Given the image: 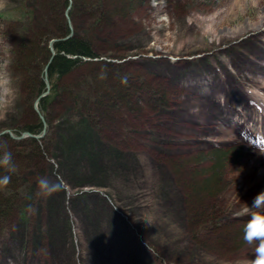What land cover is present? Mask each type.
Returning <instances> with one entry per match:
<instances>
[{
	"label": "rangeland",
	"instance_id": "obj_1",
	"mask_svg": "<svg viewBox=\"0 0 264 264\" xmlns=\"http://www.w3.org/2000/svg\"><path fill=\"white\" fill-rule=\"evenodd\" d=\"M17 6V0H0V12ZM131 13L133 54L117 68L125 92L142 98L130 111L113 115L115 123L108 120L114 131L104 130L101 146L93 143L98 147L90 150L89 140L74 137L63 155L54 150L43 157L42 172L32 167L35 159L24 162L16 147L0 139V154L10 152L16 164L9 172L15 176L16 169L28 166L19 176L34 190L23 203L26 220L17 205L0 218V264H250L255 259L254 245L242 232L249 216L237 214L264 186V142L255 144L253 132L245 136L234 121L251 124L250 115L257 120L264 114V0H140ZM5 20L0 17V75L8 92L0 106V132L9 129L15 136L11 128L28 115L8 68ZM113 22L123 23L120 17ZM254 31L261 34L255 37ZM107 33L95 40L107 42ZM146 80L164 92L163 109L150 103L156 95L136 93ZM22 147L26 152L31 145ZM214 149L236 153L217 171L211 199L217 219L213 225L193 224L184 199L192 186L204 185ZM199 155L203 160L193 164ZM179 164L183 178L192 176L188 183L177 172ZM41 177L59 188L38 195ZM6 192L0 187V194Z\"/></svg>",
	"mask_w": 264,
	"mask_h": 264
},
{
	"label": "trees",
	"instance_id": "obj_2",
	"mask_svg": "<svg viewBox=\"0 0 264 264\" xmlns=\"http://www.w3.org/2000/svg\"><path fill=\"white\" fill-rule=\"evenodd\" d=\"M17 2L16 10L5 8L0 12L1 18L7 17L2 36L10 46L11 59L8 68L16 85L18 97L22 104L25 103L23 113L28 115V119L11 130L17 135L26 131L33 134L42 133L43 122L34 110L33 102L48 86V91L38 99L36 105L43 116L45 131L39 138L26 136L22 140L14 141L13 137L4 133L0 135V139L4 144L16 147L17 155L20 159H25L24 162L29 158L35 159L37 165L32 167L39 171L43 170L44 156L55 154L54 150L63 155L68 149L67 141L74 137L89 140L90 150L96 147L93 143L101 146L104 130L114 131L108 120L115 123L113 115L123 113L124 110L130 111L129 109H133V105L139 103L142 98L125 92L127 84L119 75L117 68L126 54H133V47L129 41L135 35L132 36L134 22H131L129 17L140 0H17ZM68 4L70 7L66 17L64 11ZM117 17L123 22L119 26H115L113 22ZM113 29H116L115 33ZM109 31L110 41L107 39L105 43H98L95 40L94 36H107ZM260 34L257 31L252 32L255 37ZM51 39H54L52 49L49 46ZM45 64L46 73L43 72ZM213 77L212 75L210 81L215 82L216 79ZM201 83L205 84V81ZM148 84L152 83L148 80L142 81L136 93L143 91L156 95L150 103L154 104L156 110L163 109L166 106L164 92L156 85ZM263 92L264 89L261 94ZM214 94L216 93H212ZM97 117L102 118L104 122L101 119L100 123H97L95 120ZM242 127L245 136L251 135L246 126ZM56 138L63 141V146L55 145ZM41 139L44 140L43 144L38 142ZM252 140L255 144L261 143L256 139ZM28 144L31 148L25 152L22 146H28L29 149ZM84 148L88 150V147ZM232 153L235 154L236 150L222 152L214 149L209 152L208 156L214 160V165L209 170L210 174L203 180L204 185L201 188L196 189L195 185L192 186L193 189L184 199L186 205L191 208L190 221L193 224L202 221L204 225H213L212 222L217 219L211 200L219 175L217 171L224 159ZM201 157L199 155L191 162L197 164L203 160ZM180 166L181 164L177 165L176 169L181 175ZM26 168L29 167L26 166L21 171H26ZM21 171L16 169L14 176L9 170L0 167V176L9 175L10 183L17 185L15 190H12L10 183L11 188L7 186L6 190V186L2 187L7 192L6 195L0 194V218L6 213H13V207L17 205L15 208L21 211L22 217L26 220L23 203L25 199L33 198L34 190L32 193V187L29 188L25 184L26 179L20 178ZM190 178L192 176L183 178L181 175L185 183H188Z\"/></svg>",
	"mask_w": 264,
	"mask_h": 264
},
{
	"label": "clouds",
	"instance_id": "obj_3",
	"mask_svg": "<svg viewBox=\"0 0 264 264\" xmlns=\"http://www.w3.org/2000/svg\"><path fill=\"white\" fill-rule=\"evenodd\" d=\"M7 92V79L0 75V106L6 102ZM0 167L14 171L10 152L0 154ZM10 180L11 177L9 175L0 176V187L7 186ZM37 183L38 195L48 196L59 188L58 184L53 183L47 177H41ZM241 214L249 216L244 225L243 239L249 245H254L255 259H252L250 264H264V190L258 192L254 196L251 205L245 207L243 213H238L237 215Z\"/></svg>",
	"mask_w": 264,
	"mask_h": 264
},
{
	"label": "bare ground",
	"instance_id": "obj_4",
	"mask_svg": "<svg viewBox=\"0 0 264 264\" xmlns=\"http://www.w3.org/2000/svg\"><path fill=\"white\" fill-rule=\"evenodd\" d=\"M260 96H263L264 98V92ZM249 115H250L249 113L245 114V116H249ZM249 118L252 121L251 124H247L246 121H244V123H240V121L235 119L234 122L236 124L239 123L241 126H246L250 131L253 132V138H255L260 142H264V114H262V112L260 111V117L257 120H255L251 115L249 116ZM244 120H247V117H245ZM262 190H264V186L262 187Z\"/></svg>",
	"mask_w": 264,
	"mask_h": 264
},
{
	"label": "water",
	"instance_id": "obj_5",
	"mask_svg": "<svg viewBox=\"0 0 264 264\" xmlns=\"http://www.w3.org/2000/svg\"><path fill=\"white\" fill-rule=\"evenodd\" d=\"M70 7V4L67 5L65 11H64V14L65 16L67 17L68 15V9ZM54 39H51L50 42H49V46H50V49H52V41ZM46 69H47V64H45L44 68H43V72L46 73ZM48 91V86H46V90L42 93H40L34 100L33 102V108L34 110L38 113L39 117L41 118L42 122H43V128H42V133L40 134H33V133H30L28 131L26 132H22L20 135H17V136H13V134L11 133V131L9 129H6V130H2L0 133H4V132H7L8 134H10L11 136L15 137V138H21V137H26V136H30V137H36V138H39L43 135L44 131H45V122L43 120V116L39 113L38 109H37V101L38 99Z\"/></svg>",
	"mask_w": 264,
	"mask_h": 264
}]
</instances>
